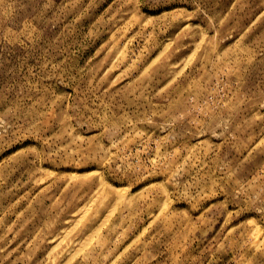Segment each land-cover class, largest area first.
Instances as JSON below:
<instances>
[{
	"label": "rangeland",
	"instance_id": "rangeland-1",
	"mask_svg": "<svg viewBox=\"0 0 264 264\" xmlns=\"http://www.w3.org/2000/svg\"><path fill=\"white\" fill-rule=\"evenodd\" d=\"M0 264H264V0H0Z\"/></svg>",
	"mask_w": 264,
	"mask_h": 264
}]
</instances>
